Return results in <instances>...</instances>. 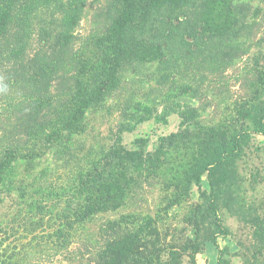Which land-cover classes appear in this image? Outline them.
<instances>
[{"label":"rangeland","instance_id":"obj_1","mask_svg":"<svg viewBox=\"0 0 264 264\" xmlns=\"http://www.w3.org/2000/svg\"><path fill=\"white\" fill-rule=\"evenodd\" d=\"M119 9L118 0H83L74 38L57 49L60 63L49 81L51 97L68 92L67 77L76 66L71 53L78 51L80 62L90 60L92 72L108 63L110 56L96 54L107 50L103 40ZM51 14L43 11L42 22L34 24L31 55L40 49L36 34L49 27ZM163 15L173 19L163 20L159 49L135 50L136 59L121 63L103 99L85 109L83 131L1 171L0 264H70L68 250L85 262L93 252L89 243L98 244L107 231L103 224L122 214L156 217L161 234L175 246L186 237L196 239L195 264H217L219 256L224 264H264V134L255 132L264 120V0H195ZM7 76L0 69V112L37 92L26 79L7 87ZM27 103L14 117H0V139L25 140L17 124H38L62 108L58 100L50 106L33 104L30 117ZM241 130L248 133L239 152L212 174L220 219L228 230L217 237L219 253L210 240L215 225L207 206L209 183L203 173L196 184V171L199 163L229 148ZM113 145L129 154L127 189L124 196H105L123 204L74 223L73 239L66 243L65 224L76 218L83 196L78 174ZM168 202L177 204L171 217L157 211ZM184 252L177 264H190Z\"/></svg>","mask_w":264,"mask_h":264},{"label":"trees","instance_id":"obj_2","mask_svg":"<svg viewBox=\"0 0 264 264\" xmlns=\"http://www.w3.org/2000/svg\"><path fill=\"white\" fill-rule=\"evenodd\" d=\"M118 1L119 14L109 22L106 38L103 40L108 43L107 50H100V53L96 54L110 56L108 63L101 66L100 70L92 72L88 68L90 60L84 59L80 62L78 59L82 55L78 51L71 53L70 59L76 66L72 75L67 77L68 92L65 96L59 93L51 97L48 90L49 81L59 70L60 63L57 49L61 44L68 45L70 39L74 38L73 27L76 25L83 0H0V69L8 75L5 85L13 86L26 79L37 91L33 96H22L21 101L19 99L11 101L5 112H0V117H14L20 109V104H26V101L29 102L26 105V113L30 117L35 111L32 110L33 104L36 107H43L44 104L50 106L54 100L62 101V108L59 106L54 118L45 117L43 122L29 126L28 123L17 124L27 134L25 140L8 142L7 139H0V180L1 171L10 162L41 156L43 149L47 148L46 144H53L55 141L64 142L63 136L68 140L70 134L83 131L85 124L82 119L85 109L98 105L103 99L109 87L115 83L121 63L124 60L136 59L135 50L141 51L146 46L159 49V41L164 37L162 25L166 24L163 20L173 19L171 16L163 15V12L192 4L195 0ZM203 7L206 9V5ZM48 9L52 12L49 21L51 26L50 24L48 28L43 26L36 34V39L41 42L40 49L31 55L30 49L33 48L30 47L34 42L32 37L36 31L34 24L42 22L39 18L40 13ZM216 10L213 14L220 23L221 16ZM203 23H206V20ZM255 132L264 134V120ZM246 133L248 132L241 130L233 138L229 148L220 149L216 156L199 163L196 171V184H199V178L203 173H206L209 183L207 206L213 213L215 225L210 240L219 253L221 249L217 237L226 236L228 230L220 219L212 174L215 169L224 165L230 157L239 152L240 140ZM128 159L129 154L121 145H113L96 158L95 162H90L85 168L82 167L77 179L78 188L83 196L74 210L76 218L68 220L65 224L66 243H70L73 239L74 223L84 224L97 213L122 206L123 200L110 203L105 195L115 192L124 196L126 193L128 180L125 169L129 164ZM174 205H177L176 202H168L157 208V211L171 217L169 211ZM193 223L194 235L198 236V225L195 221ZM103 226L107 231L101 236L98 244L89 243V249L93 252L85 262L81 263L78 260L80 256L76 258L72 250L67 251L66 258L70 264H177L178 256L183 255L187 250L190 264H195L196 239L191 240L186 237L185 241L179 242V246H175L174 240L161 234L156 217L143 215L133 217L132 214L129 216L122 214L105 222ZM153 236L156 238L152 240L150 237ZM83 246H88V243H83ZM217 259V264H224L220 256Z\"/></svg>","mask_w":264,"mask_h":264}]
</instances>
